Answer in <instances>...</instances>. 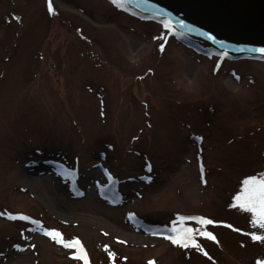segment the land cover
<instances>
[{
  "label": "rangeland",
  "instance_id": "rangeland-1",
  "mask_svg": "<svg viewBox=\"0 0 264 264\" xmlns=\"http://www.w3.org/2000/svg\"><path fill=\"white\" fill-rule=\"evenodd\" d=\"M187 1L235 22L253 9L245 27L264 30V0ZM53 6L0 0V213L33 218L0 215V264H79L35 221L79 237L90 264L264 259L248 234L264 229L232 200L264 172V62L218 66L105 0ZM177 213L227 222L204 225L219 243L197 236L208 256L153 235Z\"/></svg>",
  "mask_w": 264,
  "mask_h": 264
},
{
  "label": "snow or ice",
  "instance_id": "snow-or-ice-1",
  "mask_svg": "<svg viewBox=\"0 0 264 264\" xmlns=\"http://www.w3.org/2000/svg\"><path fill=\"white\" fill-rule=\"evenodd\" d=\"M112 4L120 7L127 8L129 3L132 0H111ZM151 2V0H148ZM47 8L50 13H55L56 9L53 6V0H47ZM158 8V6H157ZM157 19H161V23L163 28L170 31L175 35H185L186 33L181 31L180 29H187L189 31H200L203 35L207 36L208 39L216 41L217 43H224L223 41H218L216 36L211 32H203L202 29H197L192 25H188L186 21L178 18H173L172 14L168 12L166 9H159L156 15ZM19 19V17H17ZM176 25L180 26V29L176 27ZM162 36H165V33H161ZM165 47L164 43L159 45V48L163 50ZM229 48L234 47L233 45H228ZM256 52L264 54V46H260L258 48L253 49ZM229 53L227 50H224L219 53L221 59L228 56ZM219 66V61L217 62ZM151 71V69H149ZM202 139V137H201ZM151 168V165H147ZM201 171H203V166H201ZM111 177V173H109ZM145 179L152 180L153 177L151 175L146 176ZM203 179V177H202ZM206 182V181H205ZM83 193H80L82 195ZM234 204L239 206L241 209L246 210L250 213L251 219L250 223L257 225L260 229H264V172L247 175L243 178V181L240 185V190L235 193L232 197ZM0 215H7L12 219L17 217H21L24 220H32L33 218L27 216L23 213H0ZM130 218L135 216V213L128 214ZM185 221H194L193 223H185ZM37 224H40V231H43L47 236L51 237L55 242L68 247L73 248L75 251H71L69 253L70 256L77 257L79 260L83 261V264H90L88 252L85 249L83 243L81 242L79 237H73L72 239H65L63 233L57 228L44 227L42 222L35 221ZM179 222V223H178ZM226 221H217L212 220L204 215H192L186 216L180 213L176 214V219L171 222V225H163L162 230L154 232L153 235L163 236L167 240H169L174 245H179L184 248L194 247L197 250L204 253L205 256H208L209 253L204 249V246L199 242L197 236H203L210 238L216 243H219L216 235L209 231L204 225L207 224H226ZM229 228L234 227L231 224H227ZM237 231H243V229H236ZM253 240H264V232L252 231L248 233ZM117 239H120L117 237ZM125 243L127 241H124ZM243 243V241L241 242ZM17 248H20L21 245H16ZM108 248V245L104 246ZM109 257L114 258L113 264H116V253L109 251ZM126 259V258H125ZM148 264H156L154 260H150ZM256 264H264V259L257 258Z\"/></svg>",
  "mask_w": 264,
  "mask_h": 264
},
{
  "label": "water",
  "instance_id": "water-1",
  "mask_svg": "<svg viewBox=\"0 0 264 264\" xmlns=\"http://www.w3.org/2000/svg\"><path fill=\"white\" fill-rule=\"evenodd\" d=\"M181 1L186 2L187 0ZM126 9L146 14L154 19H157L156 15L159 9H166L172 14L174 19H182L188 25L202 29L203 32H211L218 41H223L224 43L210 40L200 31L180 29V26L176 25L178 29L186 33V36L202 40L218 51L227 50L232 57L264 58V54L253 50L264 46V30L246 28L242 23L231 21L236 23L233 25L230 24L231 22H226L225 20L224 22L215 16L213 18L205 17L170 0H151V2H148V0H132ZM157 20L161 21V19ZM228 45H233L234 47L229 48Z\"/></svg>",
  "mask_w": 264,
  "mask_h": 264
},
{
  "label": "bare ground",
  "instance_id": "bare-ground-1",
  "mask_svg": "<svg viewBox=\"0 0 264 264\" xmlns=\"http://www.w3.org/2000/svg\"><path fill=\"white\" fill-rule=\"evenodd\" d=\"M204 1H207V2H210V3H213V4H216L215 3V0H204ZM238 2H240L239 0H232V1H230L229 0V4H232V5H236L237 6V4H239ZM227 4V3H226ZM225 4V5H226ZM232 5H230V6H225V7H222V8H219V7H217L216 8V11H218V12H222V10H223V8L224 9H232L233 8V6ZM249 12V11H248ZM210 13H211V11H210ZM243 13V12H242ZM256 12H254L253 11V9H251V11L247 14V13H244V15H243V17L241 18V22L240 23H242V25H244V26H247V25H251L252 23L250 22V21H248V18H250L252 15H254ZM220 14V13H219ZM214 16H216L217 18H219V19H221L220 17H219V15H214ZM222 21H224L223 19H221ZM226 21V20H225ZM224 21V22H225ZM230 24H233V25H235L236 23L235 22H231ZM257 27V26H256Z\"/></svg>",
  "mask_w": 264,
  "mask_h": 264
}]
</instances>
